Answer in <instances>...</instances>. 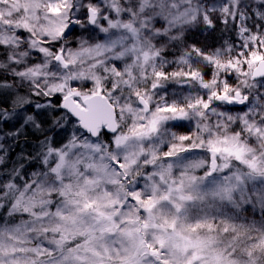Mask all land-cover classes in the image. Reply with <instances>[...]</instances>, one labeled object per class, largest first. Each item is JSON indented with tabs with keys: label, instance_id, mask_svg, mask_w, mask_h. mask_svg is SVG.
Wrapping results in <instances>:
<instances>
[{
	"label": "snow or ice",
	"instance_id": "obj_1",
	"mask_svg": "<svg viewBox=\"0 0 264 264\" xmlns=\"http://www.w3.org/2000/svg\"><path fill=\"white\" fill-rule=\"evenodd\" d=\"M0 264H264V0H0Z\"/></svg>",
	"mask_w": 264,
	"mask_h": 264
}]
</instances>
